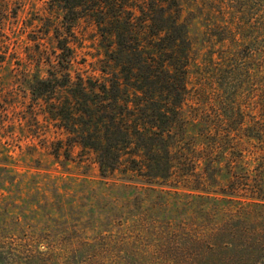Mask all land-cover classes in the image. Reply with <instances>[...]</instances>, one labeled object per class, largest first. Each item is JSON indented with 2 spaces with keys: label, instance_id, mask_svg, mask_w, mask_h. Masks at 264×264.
I'll list each match as a JSON object with an SVG mask.
<instances>
[{
  "label": "rangeland",
  "instance_id": "rangeland-1",
  "mask_svg": "<svg viewBox=\"0 0 264 264\" xmlns=\"http://www.w3.org/2000/svg\"><path fill=\"white\" fill-rule=\"evenodd\" d=\"M177 1L195 45L184 109L211 133L217 113L211 57L223 59L230 46L245 42L264 46L262 32L246 40L225 32L221 19L245 18L256 30L263 0ZM63 16L55 0H0V264H264V203L246 190L264 165L253 142L225 137L221 169L236 182L213 187L205 172L211 174V135L203 151L185 141L177 187L169 190L162 180L151 188L123 170L104 179L94 152L71 141L53 117L59 97L53 87L68 73L106 77L111 65L117 67L106 54L116 38L91 15L72 22V29ZM58 33L71 53L58 48ZM262 58L250 53L240 61ZM248 87L258 90L255 80ZM249 96L245 101L253 100ZM129 179L136 182L129 185ZM226 187L238 197L218 200Z\"/></svg>",
  "mask_w": 264,
  "mask_h": 264
},
{
  "label": "trees",
  "instance_id": "trees-1",
  "mask_svg": "<svg viewBox=\"0 0 264 264\" xmlns=\"http://www.w3.org/2000/svg\"><path fill=\"white\" fill-rule=\"evenodd\" d=\"M55 1L64 11L63 22L70 21V29L72 22L91 15L99 27L101 24L109 26L116 38L107 45L106 54L117 67L111 65L106 77L74 78L68 73L63 83L53 87L59 95L53 117L68 132L71 141L94 152L102 178H112L123 170L127 176H130L128 172L136 179L141 176L142 182L150 184L151 188L163 182L170 190L177 187L173 182L182 165L185 141L198 144L203 151L209 145L208 135H211V174L207 169L205 172L207 178H211V186L230 187L236 182L234 174L225 167L221 169L224 165L221 159L227 154L225 137L228 135L253 142L261 157L258 165H261L264 159V46L259 49L245 42L236 47L228 46L230 52H226L223 59L221 56L214 61L211 57L217 113L213 114L212 121H215L211 122L210 133L204 120L192 117L184 109L195 45L189 37L190 25L181 19L180 1L163 0L167 5H162V0ZM261 5L264 13V0ZM225 7L233 10V5ZM221 21L225 32L242 35L246 40L257 39L259 32L264 34V17L256 30L245 18ZM56 37L58 48L71 53L72 47L59 33ZM229 37L220 38V43ZM250 53L263 58L258 64L241 63ZM70 56L65 58L70 60ZM65 58L62 57L59 64ZM57 67L59 72L60 66ZM250 80L256 81L258 90L254 93L248 87ZM59 87L63 89L58 92ZM248 94H253L249 96L253 100L245 101ZM250 109L255 110L257 118L254 120H251L254 115L249 114ZM248 181L246 190L253 193L250 199L264 203V165L259 174ZM125 182L132 185L136 181ZM227 187L220 192L225 197L218 200L238 197L228 193ZM227 196L229 198L224 199ZM245 216L239 215L240 218Z\"/></svg>",
  "mask_w": 264,
  "mask_h": 264
}]
</instances>
